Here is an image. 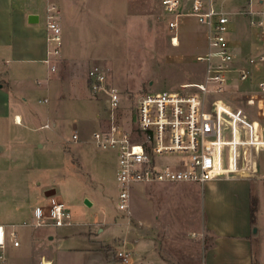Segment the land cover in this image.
<instances>
[{"label":"rangeland","instance_id":"1","mask_svg":"<svg viewBox=\"0 0 264 264\" xmlns=\"http://www.w3.org/2000/svg\"><path fill=\"white\" fill-rule=\"evenodd\" d=\"M32 1L16 0L20 4ZM49 2L55 3L58 14L63 17L60 56L74 57L79 81L89 69L103 71L107 82L121 95L122 117L128 113L129 104L142 94L177 91L182 84L201 81L202 69L194 57L203 52L205 44L193 17H181L177 30L171 33L162 16L160 0ZM247 2L249 4L248 0H225L223 7L231 15L242 10L241 7H247ZM255 2L253 0V6ZM34 5L45 17V0H36ZM229 18V36L239 41V54L251 51L255 32L249 29L247 18L239 14ZM174 34L178 37L177 45L170 41ZM242 63L247 66L245 61ZM257 81L255 76L251 82L243 84L228 80L225 89L230 93L239 90L238 94L259 95ZM63 82L66 86L62 85L63 96L59 102L43 91L27 94L24 96L26 101L19 92L8 95L12 112L30 115V112L38 111L39 115L30 125H16L11 116L0 122V223L24 220L31 209L44 208L52 197L65 205L69 215V224L57 229L64 232L66 238L52 241L59 247H83L90 238L111 244L113 248L102 242L97 246L107 255L115 256L125 248L116 244L118 239H133L130 230L138 225V216L143 226L137 233L134 230L139 241L134 245L129 264H138L141 255L151 249L152 240L157 254L168 261L186 264L195 258L197 249L189 234L196 231L197 204L201 201L203 204L201 186L187 183L134 186L130 219L126 220V214L116 209V152L98 148L90 138V134L105 123V120L101 121L104 116L102 98L93 97L83 83L80 99L73 88L69 89L66 80ZM224 97L227 99L226 95ZM43 99L48 101L39 102ZM232 105L239 107L241 102L235 101ZM48 107L55 108V127L51 125L52 119L47 120L44 115ZM255 107L254 104L244 108L253 120H256ZM258 119L264 125V119ZM44 123L50 127L40 128ZM74 131L80 137L78 141L71 138ZM259 164L260 177L251 179L252 183L248 181L256 201L255 187L264 189V149L259 154ZM51 189L54 194L48 198L44 193ZM260 198L258 224L264 227V194L261 195V190ZM145 218L151 221L152 231L143 222ZM200 223L204 225L202 221ZM210 243L209 237L204 238L203 247L207 248ZM18 251L20 249L9 246L2 253L0 251L3 258L0 264H38L42 254L37 249L35 258L23 259ZM41 261L48 262L46 258H40L39 263Z\"/></svg>","mask_w":264,"mask_h":264},{"label":"built area","instance_id":"2","mask_svg":"<svg viewBox=\"0 0 264 264\" xmlns=\"http://www.w3.org/2000/svg\"><path fill=\"white\" fill-rule=\"evenodd\" d=\"M224 1L159 2L171 33L177 30L181 17H193L202 32L204 50L194 57L202 69L198 83L182 84L177 91L142 94L129 104L128 113L122 117L121 95L107 82L104 72L92 68L86 74L90 94L102 98L104 116L101 121L105 120L104 126L92 132L90 138L98 148L116 152V204L117 210L127 218L134 186L203 185L218 180L260 177L259 154L264 149V125L258 119H264V1L256 0L254 7L253 0H248L247 7L231 13L247 18L262 47L241 55L236 50L237 42L229 36L231 15L224 10ZM47 12V41L53 44L48 53L58 57L62 44L58 11L51 4ZM177 38L176 34L170 37L172 45H177ZM244 61L247 66L243 65ZM54 69L52 66L51 70ZM254 76L258 78L259 95L238 94L239 90L230 93L225 89L228 80L243 84L251 82ZM235 101H240L241 105L233 106ZM254 104L256 120L244 111ZM43 127L48 128V125ZM71 138L80 139L76 131ZM68 218L65 205L51 197L46 207L33 209L29 223L18 226L60 227ZM6 244L15 248L20 245L15 225H0V249ZM115 255L122 264H129L130 254L126 249Z\"/></svg>","mask_w":264,"mask_h":264},{"label":"crops","instance_id":"3","mask_svg":"<svg viewBox=\"0 0 264 264\" xmlns=\"http://www.w3.org/2000/svg\"><path fill=\"white\" fill-rule=\"evenodd\" d=\"M35 1L20 4L16 0H0V122L6 121L11 116L16 125L21 123L30 125V122L39 115L38 111L30 112V115L12 112L14 109L10 108L9 94L15 95L16 92H19L22 100L26 101L24 96L27 94L43 91L44 94L49 97L52 96L59 102L63 96L62 85L66 86L63 80H66L69 89L73 88L75 90V95L80 99L83 92L82 84L84 83L86 86V75L80 81L77 79L74 60L72 59L74 57L60 56V54L58 57H54L48 53L53 48V44L47 41L45 27L47 9L55 3L45 0V17H43L42 12L34 5ZM57 5L61 9L60 5ZM60 13H63L62 10H60ZM233 15L231 14V16ZM62 18V14H58L57 19L60 30L61 25H63ZM249 29L255 32L254 42L250 45V47H253L251 51L262 49L256 31L250 27ZM235 41L237 42L236 45L240 44L238 40ZM256 41L258 42L256 43ZM236 50L238 51L237 47ZM46 60L48 62H45ZM52 66H54V70H51ZM46 101L48 100L43 99L39 102ZM45 114L47 120L52 119L51 125L55 127V120L57 121L55 108L48 107L44 112ZM259 121L261 122V120ZM45 124L47 123L41 125L40 128H44ZM248 181L250 180H218L199 186L204 196L203 204L202 201L197 204V212L194 214V220L196 221L194 228L196 231H191L189 234L194 241L197 254L189 262L186 261V264H264V227L258 224L260 190L261 195H263L264 189L260 186L255 187L254 192L257 195L258 204L255 222L252 224L250 223V196L252 194L250 183L252 181L250 183ZM33 209L30 210L29 216L22 221L0 223V225L6 227L16 226L17 239L20 243L17 247L20 251L17 254L23 259L35 258L34 253L37 249H40L42 254L39 256V261L40 258H46L48 262L41 261L39 263L38 261V264L121 263L116 255L109 256L97 246V243L102 241L88 238L85 246L77 248H62L52 243L56 238H66L64 232L57 229L69 224L67 222L69 218L60 227L52 225L19 227L18 225L23 222H30ZM129 219L130 216L126 217V220ZM200 221L203 222V226H201V223L199 224ZM137 222L138 225L134 226L135 233L139 232L141 226H143L138 216ZM143 222H146L145 225L152 231L150 228L151 221L148 222L145 218ZM26 228H30L31 231H20ZM134 230H130L132 236L134 235L133 239H118L119 241L116 243L125 247L124 249L129 252L130 256L134 245L139 241ZM197 237L199 239L196 240ZM207 237H209L211 243L205 248L203 247L205 246L204 238ZM151 243V249L141 255L138 264H143L145 261L150 262L148 264H179L178 260L168 261L159 256L153 240ZM8 246L12 247L6 244L3 249H0L1 253ZM180 257L182 258V256Z\"/></svg>","mask_w":264,"mask_h":264},{"label":"trees","instance_id":"4","mask_svg":"<svg viewBox=\"0 0 264 264\" xmlns=\"http://www.w3.org/2000/svg\"><path fill=\"white\" fill-rule=\"evenodd\" d=\"M256 204L257 201L255 198H253V195L250 196V223L254 224L255 222V213H256Z\"/></svg>","mask_w":264,"mask_h":264},{"label":"water","instance_id":"5","mask_svg":"<svg viewBox=\"0 0 264 264\" xmlns=\"http://www.w3.org/2000/svg\"><path fill=\"white\" fill-rule=\"evenodd\" d=\"M44 194H45L46 197L49 198V197H51L54 194V191L51 189V190L46 191ZM253 231H255V230H253Z\"/></svg>","mask_w":264,"mask_h":264}]
</instances>
